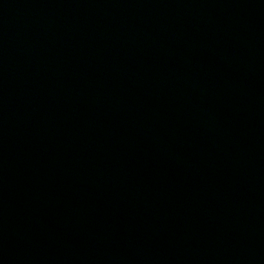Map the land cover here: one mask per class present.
Returning <instances> with one entry per match:
<instances>
[{"label": "water", "instance_id": "95a60500", "mask_svg": "<svg viewBox=\"0 0 264 264\" xmlns=\"http://www.w3.org/2000/svg\"><path fill=\"white\" fill-rule=\"evenodd\" d=\"M0 264H264V0H0Z\"/></svg>", "mask_w": 264, "mask_h": 264}]
</instances>
